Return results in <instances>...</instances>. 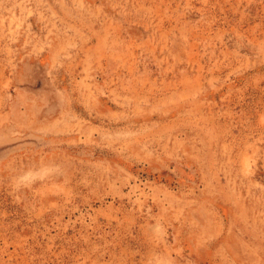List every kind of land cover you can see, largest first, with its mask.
I'll list each match as a JSON object with an SVG mask.
<instances>
[{
  "label": "rangeland",
  "instance_id": "obj_1",
  "mask_svg": "<svg viewBox=\"0 0 264 264\" xmlns=\"http://www.w3.org/2000/svg\"><path fill=\"white\" fill-rule=\"evenodd\" d=\"M0 264H264V0H0Z\"/></svg>",
  "mask_w": 264,
  "mask_h": 264
}]
</instances>
